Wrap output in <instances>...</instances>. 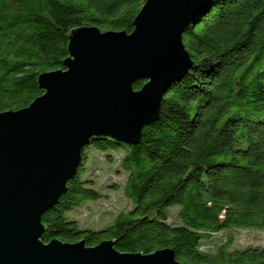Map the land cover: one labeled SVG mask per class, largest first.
I'll return each instance as SVG.
<instances>
[{"label":"trees","instance_id":"trees-1","mask_svg":"<svg viewBox=\"0 0 264 264\" xmlns=\"http://www.w3.org/2000/svg\"><path fill=\"white\" fill-rule=\"evenodd\" d=\"M145 1L0 0V111L42 94L37 75L63 68L69 29L131 32ZM182 40L192 66L168 87L140 142L94 136L85 145L108 159L123 149L115 164L130 208L99 229L69 215L102 196L79 173L82 152L66 192L41 216L43 241L114 239L120 252L171 248L185 264H264V245L235 246L239 231L264 230V0H212ZM92 210L84 216L100 214Z\"/></svg>","mask_w":264,"mask_h":264},{"label":"water","instance_id":"water-1","mask_svg":"<svg viewBox=\"0 0 264 264\" xmlns=\"http://www.w3.org/2000/svg\"><path fill=\"white\" fill-rule=\"evenodd\" d=\"M210 1L146 0L131 32L69 29L63 68L37 75L42 94L0 111V264H185L168 247L45 242L41 216L66 192L91 137L137 144L159 119L163 95L192 66L183 31Z\"/></svg>","mask_w":264,"mask_h":264},{"label":"rangeland","instance_id":"rangeland-1","mask_svg":"<svg viewBox=\"0 0 264 264\" xmlns=\"http://www.w3.org/2000/svg\"><path fill=\"white\" fill-rule=\"evenodd\" d=\"M122 150L123 149L110 150L109 152H113L114 157L108 159L104 153L108 151H98L89 146L83 148L82 152L86 156V159L83 160L79 168V173L84 178L94 180L95 186L99 189L101 188L102 196L96 200L85 201L82 205L78 208H74L69 213L72 218L77 220L80 226L99 229L107 225L119 210L130 208V201L124 195L121 188L125 180V174L116 172L117 164H115V156ZM109 177L113 181L109 180ZM114 183L117 184L118 187L109 186ZM88 207L93 209L92 212H96L95 210L99 209L98 211H100V214L98 215L96 212L92 215L88 214L89 216L87 217L84 216L86 212L83 210ZM96 215L98 217H95ZM263 245L264 230L247 229L237 233L235 239V246L237 247L245 248Z\"/></svg>","mask_w":264,"mask_h":264},{"label":"built area","instance_id":"built-area-1","mask_svg":"<svg viewBox=\"0 0 264 264\" xmlns=\"http://www.w3.org/2000/svg\"><path fill=\"white\" fill-rule=\"evenodd\" d=\"M84 215H87V212ZM95 217H97V215Z\"/></svg>","mask_w":264,"mask_h":264}]
</instances>
